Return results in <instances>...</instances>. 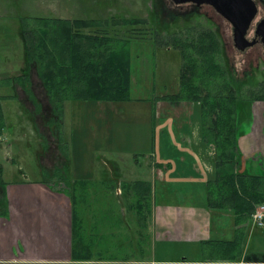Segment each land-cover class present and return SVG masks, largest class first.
<instances>
[{
    "label": "rangeland",
    "instance_id": "rangeland-1",
    "mask_svg": "<svg viewBox=\"0 0 264 264\" xmlns=\"http://www.w3.org/2000/svg\"><path fill=\"white\" fill-rule=\"evenodd\" d=\"M155 3L163 5L165 17L157 16L156 12L162 16V7L159 11L154 10ZM178 9L187 14V19L175 23L167 19V14L178 13L168 0H0V79H13L26 74L27 59L20 33L22 19L25 21L33 18L98 19L102 22L98 29L102 28L101 30H105L110 37L122 38L123 34L119 33V30L125 28L113 24V20L139 18L154 22L158 17L157 22L151 25L150 38L148 35L146 39L135 40L129 34L127 38L123 37V40H129V56L132 59V89L129 100L78 101L67 102L64 105L63 127L59 141L66 147L62 152H66L67 157L63 159L61 169L54 157L55 174L62 170L67 183L87 182L90 186L85 189L90 190L93 197L105 200V205L107 191L114 184L113 180H108L109 171L113 168L110 160H113L116 154L126 156L128 159L126 165L143 179L152 174L155 162L169 164L172 168L170 172L175 177L173 188L164 191L161 185L156 187L153 193V202L156 206L201 205L200 203L205 202V181L214 178V149L211 144L202 141L199 104L173 99L179 95L180 88L179 51L170 46L158 47L153 37L156 32L164 35L165 31H181L182 27L202 24L206 28L216 29L221 38L225 39V43H228L232 32L207 9L200 13L184 5ZM258 13L259 16H264V7L261 5ZM228 55L230 56L229 53ZM230 58L232 68L237 70L236 73H239L242 79L246 73L250 74L242 81L245 86L253 88L264 82V54L249 52L246 59L242 56V60L239 56L235 59L231 54ZM33 74L32 96L27 98L18 88L23 102L12 97L16 90L13 86H17V82L0 88V96H8L1 102L5 121L0 142V168L3 173L1 179L9 186L23 178L28 180L48 178L50 175L47 170L50 168L51 157L47 156V151L51 153L55 151L58 155L60 153L59 149H55L59 142L58 137L55 136L52 140L49 128L46 129L48 117L45 116L50 114L49 106L43 88L35 73ZM32 98L34 104L44 105L45 110L40 111L43 110L42 107H37L35 112L29 105L32 103L29 99ZM261 112V104L256 103L252 111L248 104L240 103L238 119L249 113L250 117L247 116L244 121H256L253 132L261 135L263 122ZM251 114L256 116L255 121ZM167 164L165 166H168ZM95 171L99 173L98 177H95ZM156 176L158 180V174ZM191 176L193 180L188 183ZM196 179L199 181H195ZM122 195L124 197V194ZM82 202H77V209ZM209 212L214 214L219 211ZM222 213L223 217H228L226 222L218 223L216 219L211 221L213 240L230 241L235 236L232 213L231 211ZM249 231L245 240L243 239L244 242L242 241L243 248L249 249L251 252L249 255L255 257L253 252H256V249L264 252V230L253 228ZM148 232L146 229L147 237L143 243L144 258L147 260L168 263L181 259L194 262L209 259L208 251H204L200 243H174L164 240L161 244L155 241L153 245V239ZM107 237L109 235H106ZM117 238L119 243L124 241L121 233ZM141 252L134 241L126 239L122 254L136 258Z\"/></svg>",
    "mask_w": 264,
    "mask_h": 264
},
{
    "label": "trees",
    "instance_id": "trees-1",
    "mask_svg": "<svg viewBox=\"0 0 264 264\" xmlns=\"http://www.w3.org/2000/svg\"><path fill=\"white\" fill-rule=\"evenodd\" d=\"M168 2L172 3L170 0ZM177 6L181 7L172 3L178 13L167 14V19L175 23L187 19V14L179 11ZM161 7L162 16L158 12L156 14L162 18L166 15L163 14V5L155 3L154 10L159 11ZM157 19L158 17L154 22H148L145 19L132 18L113 20L112 23L125 28L119 30L124 38L129 34L135 40H143L148 35L150 38L151 25ZM100 24L102 22L98 19L23 20L20 33L27 59L26 74L13 79H0V88L17 82L19 87L29 93L30 69H34L48 106L59 116L60 121L67 102L129 100L132 89L129 40L110 37L105 30L97 28L101 27ZM180 29L183 30L165 31L164 35L156 32L154 43L158 47L170 46L179 51L180 88L179 95L173 99L199 104L202 141L211 144L215 155L214 178L205 183V209L231 211L235 235L230 241H201V247L209 253V259L202 260V263L220 261L223 264H237L243 255L245 236L253 228L252 215L257 207L264 205V177L243 175L237 171V128L247 116L250 117L247 113L238 119V108L240 103L249 106L252 103L261 104L264 137V82L249 88L237 79L234 74L237 70L232 67L230 69L222 38L216 29L206 28L202 24ZM3 98L8 96H0V136L5 127L1 107ZM253 118L255 121L256 116ZM1 176L0 168V216H5V184ZM60 182L68 190L74 205L78 202L80 190H85L88 185L84 181ZM121 192L133 199L130 207L137 227V241L134 243L142 251L138 257L147 260L144 258L143 243L147 237L145 231L148 229L155 191L153 192L147 182L133 181L123 183ZM79 227L81 224L74 216L71 258L73 261H90L94 259V255L88 248L84 249V239ZM96 259H101V256Z\"/></svg>",
    "mask_w": 264,
    "mask_h": 264
},
{
    "label": "crops",
    "instance_id": "crops-1",
    "mask_svg": "<svg viewBox=\"0 0 264 264\" xmlns=\"http://www.w3.org/2000/svg\"><path fill=\"white\" fill-rule=\"evenodd\" d=\"M254 105H250L252 111ZM255 122L243 121L237 128V171L243 175L264 177V137L263 132L261 135L253 132ZM126 160L127 157L122 154H116L113 160H110L113 168L109 171L108 180L114 181L110 189H115V193L110 189L109 192L107 191L106 205L105 200L93 197L88 189L80 191L78 201L83 202L77 209V203L74 205L67 190L57 183L47 184L43 180L23 178L10 186L6 185L4 187L6 215L0 216V264H194L198 262L203 264L202 260L194 262L181 259L167 263L154 259H133L125 253L122 254L126 239L130 238L131 242L137 241L135 235L137 227L131 211V203H126V200L123 203L122 196H118L116 191H122L123 183L133 181L149 183L153 192L160 185L161 189L167 191L173 188L175 181V177L170 172L172 168L166 162L161 164L155 162L152 174H148L146 179H143L129 169ZM166 164L168 166H165ZM205 167L204 173H206ZM94 175L98 177L99 173L95 171ZM189 179L188 183H191L193 177ZM200 204L153 205L148 224V233L151 234L153 245L155 241L161 244L164 240L199 244L203 240L213 239L211 221L216 219L218 223H224L228 217H223V211L210 215L205 209V202ZM74 216L81 224L79 228L84 239V249L88 248L94 255V259L90 261H73L71 258ZM252 229L250 228V231ZM119 233L124 238L120 243L117 241ZM106 235L109 237L106 238ZM256 250L253 252L254 257L249 255L250 250L244 247L243 255L237 264H264V252L261 249ZM98 256H101V259H96ZM117 256L120 257L115 259ZM212 264L223 263L216 261Z\"/></svg>",
    "mask_w": 264,
    "mask_h": 264
},
{
    "label": "flooded vegetation",
    "instance_id": "flooded-vegetation-1",
    "mask_svg": "<svg viewBox=\"0 0 264 264\" xmlns=\"http://www.w3.org/2000/svg\"><path fill=\"white\" fill-rule=\"evenodd\" d=\"M253 1H254L255 5H256V8H257V15H256L255 19L253 20V23H251V26H250L249 30L247 31L246 40H247L248 46L244 50H238L237 49V47H236L237 44H236V42L233 39V28H232L231 24L228 21H226L225 19H223L218 13H216V11L211 6H209L207 4H200V5H195V4H188L187 5L186 4V5H184L186 7H189L193 11L198 12V13L202 12L203 9L209 10L213 15H215V16L218 17L219 21H221V23H223L225 25V27L227 28V30L231 29L232 37L230 38V41L228 40V43H225V39L222 38L223 47H224V50H225V54L227 56L228 65H229L230 69L232 67V63H231L232 61H231V58H230L231 54L235 57V59H236L237 56H239L241 58V60H242V56H244L245 59H246V55L249 52H253V53H256V54H258L259 52H261L262 54H264V28L263 27L258 28V25L264 24V16H259V13H258L259 6L261 5L262 7H264V0H253ZM179 6H182L183 7V5H179ZM22 21H23V19H22ZM240 45H242V44L240 43ZM228 53L230 54V56L228 55ZM33 73H35V76L37 77L36 72L34 71V69L31 68L30 69V76H31L30 77V80L32 79V75H34ZM234 73L236 74L237 79L240 80L241 82L247 76H250V74H247L246 73L245 78L242 79L240 77L239 73H236V71H234ZM37 79H38V77H37ZM32 85H34L33 82H32ZM13 87L16 88L15 94H14L15 97H16V99L19 100V101H21V102H23V101L21 100V97L19 95L18 88L20 89V93L21 94H24V96H26L27 98L33 95L32 94V90H31V86H30V88L28 90L29 93H27V91H25V89H23L22 87H19L18 85L17 86H13ZM29 100L32 102V103L30 102L31 104H29V105L33 107V109L35 110V112H37V107L38 108H41L42 107V109L45 108L44 105L38 106L37 104H34L33 103V101H34L33 98L32 99H29ZM254 104H256V103H252V105H254ZM44 110L45 109L40 110V111H44ZM46 112H47V110H46ZM48 113H50L49 116L48 115L45 116V117H48L46 119V121H47L46 122V129L49 128L48 131H49V135L52 137V140L56 136V138L58 137V141H59V139H61V134H62V128L61 127H63V119L60 121L59 120V116H57L56 114H54L52 112L51 108H49ZM33 118L35 119V115L34 114H33ZM35 123L37 124V127H39L36 119H35ZM2 137H3V132H2V135L0 136V142H2ZM61 147H63V148L61 149ZM55 149H59V151H60L59 155L57 153H55V151L52 152V153L50 151H47V153H48L47 156H49V158L51 157L50 158V164H49L50 165L49 166L50 168L47 170V172H49V175L50 176L48 178H45V179L44 178H40L38 180H43V182H45L47 184L57 183V184H59V186H61L62 188H64V190H67L65 188V186H63L62 183L60 182L62 180L63 181L66 180V178H63V177H65V175L63 174L62 170H60V172L58 174H55V171H56V167L55 166H56V164H55V161H54V157H55L57 159V162L56 163L59 166V168L61 169L60 166L63 165L64 160L67 157L66 152H62V150L66 149V147L63 144H61V142L59 141L57 143V147L55 145ZM1 175L3 176L2 171H1ZM4 184H5L4 185V187H5L7 185V183L4 182ZM110 190H112V193H115V189H110ZM1 191L2 190H1V185H0V193H1ZM80 191L83 192L85 190H80ZM116 194L118 196L120 195V197L122 196L123 203L125 202V200H126V203H132L133 202V199L131 197H129L127 195L123 197L121 191H116ZM181 264H184V263H181Z\"/></svg>",
    "mask_w": 264,
    "mask_h": 264
},
{
    "label": "water",
    "instance_id": "water-1",
    "mask_svg": "<svg viewBox=\"0 0 264 264\" xmlns=\"http://www.w3.org/2000/svg\"><path fill=\"white\" fill-rule=\"evenodd\" d=\"M175 5L207 4L216 13L228 21L233 28V39L238 50L247 46L246 34L257 15V8L253 0H170ZM264 24L258 25V28ZM240 43L242 45H240Z\"/></svg>",
    "mask_w": 264,
    "mask_h": 264
},
{
    "label": "built area",
    "instance_id": "built-area-1",
    "mask_svg": "<svg viewBox=\"0 0 264 264\" xmlns=\"http://www.w3.org/2000/svg\"><path fill=\"white\" fill-rule=\"evenodd\" d=\"M252 226L264 230V205L257 207L251 219Z\"/></svg>",
    "mask_w": 264,
    "mask_h": 264
}]
</instances>
